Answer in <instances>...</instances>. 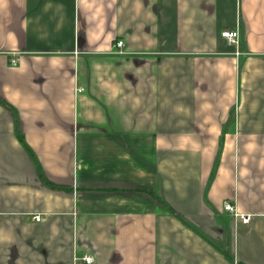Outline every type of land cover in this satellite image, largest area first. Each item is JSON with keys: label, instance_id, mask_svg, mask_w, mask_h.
Masks as SVG:
<instances>
[{"label": "crops", "instance_id": "obj_1", "mask_svg": "<svg viewBox=\"0 0 264 264\" xmlns=\"http://www.w3.org/2000/svg\"><path fill=\"white\" fill-rule=\"evenodd\" d=\"M84 257L264 264V0H0V264Z\"/></svg>", "mask_w": 264, "mask_h": 264}, {"label": "built area", "instance_id": "obj_2", "mask_svg": "<svg viewBox=\"0 0 264 264\" xmlns=\"http://www.w3.org/2000/svg\"><path fill=\"white\" fill-rule=\"evenodd\" d=\"M223 38H225L228 42L229 45H236L237 44V41L239 39V33L238 31L236 32H224L223 35H222ZM124 47V42H118L117 43V48L118 49H121ZM116 54H123V52L121 51H117ZM12 65L14 67H16L18 65V60H13L12 61ZM83 92V89H80L78 90V93H82ZM224 210L232 215H234L235 218L239 219L240 222L243 224V225H250L251 223V220H252V217L250 215H244V214H241L239 213L237 210H236V207L234 206V204L230 201H225L224 202ZM35 221L36 222H40L41 221V217L40 216H36L35 218ZM82 261L85 263V264H92L93 262V259L90 258V257H84L82 259Z\"/></svg>", "mask_w": 264, "mask_h": 264}, {"label": "trees", "instance_id": "obj_3", "mask_svg": "<svg viewBox=\"0 0 264 264\" xmlns=\"http://www.w3.org/2000/svg\"><path fill=\"white\" fill-rule=\"evenodd\" d=\"M22 141V140H21ZM23 142V141H22Z\"/></svg>", "mask_w": 264, "mask_h": 264}]
</instances>
